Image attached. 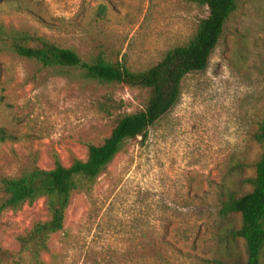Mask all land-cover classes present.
<instances>
[{"label":"rangeland","instance_id":"1","mask_svg":"<svg viewBox=\"0 0 264 264\" xmlns=\"http://www.w3.org/2000/svg\"><path fill=\"white\" fill-rule=\"evenodd\" d=\"M208 15L188 0H0V129L10 137L0 141V178L52 170L56 156L66 167L85 159L87 145L101 144L148 96L20 57L14 40L38 36L88 63L102 56L141 72L188 44ZM263 116L264 0H239L208 67L183 79L179 101L146 142L128 141L73 197L44 264L245 260L243 242H224L229 225L219 212L223 193L250 190L243 181L262 154L253 137ZM47 219L43 199L2 212L0 248L16 250L15 237Z\"/></svg>","mask_w":264,"mask_h":264},{"label":"trees","instance_id":"2","mask_svg":"<svg viewBox=\"0 0 264 264\" xmlns=\"http://www.w3.org/2000/svg\"><path fill=\"white\" fill-rule=\"evenodd\" d=\"M188 1L207 7L208 17L199 22L196 34L188 44L170 50L156 65L141 72L111 64L102 56L88 63L75 51L38 36L25 35L12 42L11 48L18 56L44 67L80 69L86 79L143 89L148 96L144 108L120 117L101 144H88L85 159H74L66 167L56 156L52 170L35 166L24 170L18 177L0 178V190L4 196L0 214L7 210L18 211L41 199L48 212L47 220L36 222L29 231L15 237L16 250L0 248V264H44L42 255L49 252L51 237L64 230L73 197L86 184L93 185L107 171L128 141L141 138L142 143L146 142L149 129L179 101L183 79L208 67L239 0ZM106 11V6L100 7L99 16H104ZM6 138L10 137L0 129V141ZM253 138L262 147V154L253 164L254 176L243 181L250 190L243 194L223 193L219 212L221 219L229 225L224 242L228 248L243 242L246 258L202 260L205 264H264V116Z\"/></svg>","mask_w":264,"mask_h":264}]
</instances>
